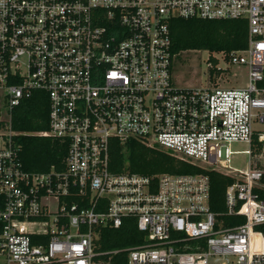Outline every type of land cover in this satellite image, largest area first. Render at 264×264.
<instances>
[{
    "label": "built area",
    "instance_id": "built-area-1",
    "mask_svg": "<svg viewBox=\"0 0 264 264\" xmlns=\"http://www.w3.org/2000/svg\"><path fill=\"white\" fill-rule=\"evenodd\" d=\"M246 19L248 46L211 53L210 76L247 69L245 86H179L173 18ZM223 62V64H222ZM211 69L215 70L211 75ZM218 72V73H217ZM49 97V129L67 140L62 168L30 171L13 109ZM264 0H0V256L6 264H264ZM137 139L204 170L232 176L211 210L206 173L115 172L112 140ZM244 142L245 150H234ZM263 144L262 148L260 145ZM135 218L142 242L102 249L104 228Z\"/></svg>",
    "mask_w": 264,
    "mask_h": 264
},
{
    "label": "trees",
    "instance_id": "trees-1",
    "mask_svg": "<svg viewBox=\"0 0 264 264\" xmlns=\"http://www.w3.org/2000/svg\"><path fill=\"white\" fill-rule=\"evenodd\" d=\"M172 53L175 57L184 51L207 50L213 52H231L248 46V23L246 19H200L173 18L170 21ZM215 70L211 69V75ZM218 73V72H217ZM12 124L21 134L15 137L20 146V158L30 171H46L55 165L62 168L68 154L67 140L52 136L35 135V131L49 129V97L44 90H35L30 97L13 109ZM263 144L260 145L262 148ZM111 168L115 172H136L146 175L159 173H206L211 184V210L232 225L244 219H235L228 215L225 195L226 188L235 179L223 173L204 170L157 147H150L137 139L121 143L112 140ZM262 187L256 188L264 198V174ZM144 234L137 228L135 218L125 219L120 228L107 227L102 230L99 245L102 249H121L142 242ZM113 264H129L127 253L116 254Z\"/></svg>",
    "mask_w": 264,
    "mask_h": 264
},
{
    "label": "rangeland",
    "instance_id": "rangeland-1",
    "mask_svg": "<svg viewBox=\"0 0 264 264\" xmlns=\"http://www.w3.org/2000/svg\"><path fill=\"white\" fill-rule=\"evenodd\" d=\"M213 56L220 57L219 52ZM210 53L207 50H190L180 53L173 61V80L179 86H208L219 84L222 87L245 86L247 84V69L240 66H230L219 76H210L208 71V59ZM223 64V62H222ZM255 127L264 128L263 125L256 124ZM234 150H245L248 145L244 142L234 143ZM257 155L249 157L245 152L235 154L231 160V166L238 169H245L249 166V160L252 166L257 164L262 166L264 156L258 149L254 152ZM0 264H6L4 256H0Z\"/></svg>",
    "mask_w": 264,
    "mask_h": 264
}]
</instances>
